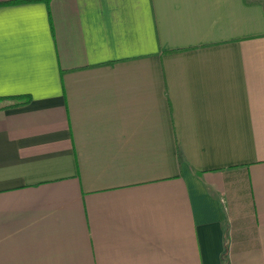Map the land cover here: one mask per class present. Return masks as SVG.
Instances as JSON below:
<instances>
[{"label": "crops", "instance_id": "0c3cea01", "mask_svg": "<svg viewBox=\"0 0 264 264\" xmlns=\"http://www.w3.org/2000/svg\"><path fill=\"white\" fill-rule=\"evenodd\" d=\"M0 0V264H264V0Z\"/></svg>", "mask_w": 264, "mask_h": 264}, {"label": "trees", "instance_id": "16d2710c", "mask_svg": "<svg viewBox=\"0 0 264 264\" xmlns=\"http://www.w3.org/2000/svg\"><path fill=\"white\" fill-rule=\"evenodd\" d=\"M36 1V0H35ZM46 2H47V4H49V2H48V0H46ZM2 4L0 3V6H1ZM2 98H0V100H1Z\"/></svg>", "mask_w": 264, "mask_h": 264}]
</instances>
